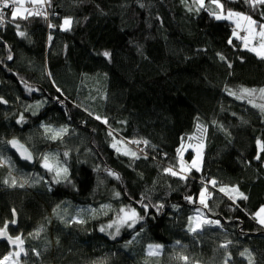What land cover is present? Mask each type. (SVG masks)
Returning a JSON list of instances; mask_svg holds the SVG:
<instances>
[{"label":"trees","instance_id":"obj_1","mask_svg":"<svg viewBox=\"0 0 264 264\" xmlns=\"http://www.w3.org/2000/svg\"><path fill=\"white\" fill-rule=\"evenodd\" d=\"M47 1L49 17L34 9L13 19L4 9L0 24V159L11 158L25 182L8 186L0 166V228L23 240L20 264H264V227L255 219L264 207V59L229 43L233 25L215 18L212 0ZM219 3L264 25V4ZM45 126L70 134L49 141ZM204 127L201 170L167 172ZM14 138L35 158L57 152L68 175L59 180L21 161ZM212 181L205 207L199 194ZM65 204L111 212L52 222ZM197 213L221 227L193 233ZM120 220L119 229L111 225ZM149 245L162 255L149 256ZM10 250L0 240V260Z\"/></svg>","mask_w":264,"mask_h":264},{"label":"rangeland","instance_id":"obj_2","mask_svg":"<svg viewBox=\"0 0 264 264\" xmlns=\"http://www.w3.org/2000/svg\"><path fill=\"white\" fill-rule=\"evenodd\" d=\"M30 2V0H24V4L21 7V14L22 16H24L27 11H25L26 9V5ZM50 3V2H49ZM221 5V3H219ZM218 11L214 14V16L216 15H223L226 16L228 14L229 11H224L223 7L220 8L217 6V4H215ZM6 9H11L12 8H6ZM4 10V9H3ZM233 13H241V12H236V11H231ZM242 16H232L229 19H217L219 21H228L229 23H231L233 25V32L234 30L238 33L239 37L243 36V37H247V46H245V41L241 38H237L235 36H233V32H232V36H231V42H236L237 44L241 45L243 49L249 50L255 54H257L258 52L264 54V49L260 48V43L264 42L261 41L260 36L258 35V33L260 32V29H258V27L256 26V24H252L249 20L242 18L243 16H247L248 15L241 13ZM252 20V19H251ZM72 21V20H71ZM253 21V20H252ZM237 23L239 24V27H237ZM63 25V24H62ZM72 26V23H71ZM70 26V28H71ZM68 28V29H70ZM63 29V28H62ZM64 30V29H63ZM247 30V31H246ZM255 48V51H252L250 49ZM260 56V55H258ZM261 57V56H260ZM46 129H51V131H46ZM62 128H57V127H44V137L49 140V141H59L62 140L64 137H66L67 135H69L70 133L68 131L61 133L59 136H56V133ZM200 130H202V128L200 127ZM206 133H207V127H204V130L202 132V134H200V136L195 137V136H190L188 139H186L181 146V151L179 152V167L178 169H175V172L179 173V175H181L182 177H185L192 169L196 170V171H200L202 168V163H203V158H204V154H205V148H206ZM56 137L55 139H53L52 137ZM199 153V155H198ZM44 156H48L49 160L48 163L51 166L50 171H52L56 178L59 180L64 179L67 175H68V168L66 167V165L63 163V161L60 159V156L57 152H49L47 151L46 153L40 154L37 158H35V162L38 164V166L44 167V160L43 157ZM190 157V159L188 158ZM0 160H6L8 161V163L3 164L1 167L6 168L7 171V185L10 187H16L18 185H22L24 184V180L22 178H20V176L15 172V162H13V160L9 157H3ZM193 160L197 161V167H190V165H192ZM183 167V170H181V168ZM47 169V168H46ZM64 169H67V171L65 172ZM57 172H59V175H57ZM13 180L15 181V185H13ZM215 185H213V183L211 182L209 184V186H204V188L202 189V191L199 194V201H201V193H204L203 199L204 202L206 204L207 199L209 197V194L211 192V188H214ZM225 192L229 193V195L232 196H239L237 192H233L231 191V189H225ZM201 203V202H200ZM111 212V206L110 205H102L98 208H93V207H81L78 206L76 208H74L72 205L70 204H65V205H61L60 207H58L52 214L51 217V221L52 222H58V223H69V222H81V218H79V214H88L90 217H94V218H102V217H107ZM127 217V214L124 216V218ZM255 219L257 221V223L264 227V225H261L258 221H259V217L255 216ZM203 221H213L210 218H207L205 216H203L201 213H197L194 217V224L193 227H197V231L193 232V233H198L201 232L204 226H214V227H221L220 223H204ZM111 224V223H110ZM108 225V222L105 223V226ZM112 226H114L116 229L120 228L121 226L124 225V221L120 220V221H116L113 222L111 224ZM134 226V225H132ZM104 229V226H103ZM41 229L39 231H37L36 236H39L41 233ZM155 246V245H153ZM22 248V246L17 247V248H13L10 250V253H13L12 256L9 257V259L7 261L4 262V264H20V257L22 256L23 252L20 251V249ZM164 248L161 246L159 249L153 248L151 249L152 254L150 255V249L148 246L147 249V254L151 257H159L162 255ZM16 253H19V255H16ZM244 257H246L247 260H252L251 259V253L250 252H246ZM185 262V260H184Z\"/></svg>","mask_w":264,"mask_h":264},{"label":"snow or ice","instance_id":"obj_3","mask_svg":"<svg viewBox=\"0 0 264 264\" xmlns=\"http://www.w3.org/2000/svg\"><path fill=\"white\" fill-rule=\"evenodd\" d=\"M30 2L31 3H43V2H45V0H30ZM196 2L199 3L201 5V7H203L204 0H196ZM246 2H249V3L253 4V5H255V4H264V0H246ZM212 3L217 4V6L220 7V8L223 7V5H220L219 4V0H212ZM23 4H24V0H0V24L3 23V17H4L3 9L10 8V7L12 8L11 15H12V18L13 19H16L17 17L27 18L26 16H22V14H21V7L23 6ZM25 11H27V9H25ZM28 14L29 15H32V14L40 15L41 13H39V12H36V13L29 12ZM234 15H236V16H242L241 13H233V12L229 11L226 16L216 15L215 18L216 19H229V18H231ZM242 18L249 20L252 24H255L256 23L255 21H252L251 20V17L243 16ZM71 23H72V21H71L70 18H65L64 21H63L62 28L64 30H68V28H70V26H71ZM16 26H17V28H19V25H16ZM50 27H51V25H50ZM237 27H239V24L238 23H237ZM259 27H260V32L258 33V35L260 36L261 41H264V25H260ZM19 35L24 36L25 33L24 32H20ZM233 36H235L237 38L243 39L245 41V46H247V37H243V38L242 37H239L238 33L235 30L233 32ZM49 39H51V37H49ZM229 43H231V41H229ZM259 46H260L261 49H264V42L260 43ZM250 50L255 51V48L250 49ZM103 55L107 57V56H110V53L104 52ZM257 55H260L261 58L264 59V54L258 52ZM8 58L9 59H12L11 56H9ZM221 59H224V57L221 56ZM255 91H256L255 89H243L242 90L243 93L249 94V95H251ZM260 92L262 94H264V89H260ZM229 94L235 95L234 93H231V92ZM237 98H240V97H237ZM0 102L6 103V101H3L2 98H0ZM22 119H23V117H21V120ZM97 119H99V117H97ZM19 122L20 121H18V123ZM46 131H51V129H46ZM66 131H67V129H60L56 133V136H59L61 133L66 132ZM52 138L55 139L56 137L54 136ZM8 143H10L13 147H16L18 149H22L23 148V146L22 145H19L18 144V141H16V140L9 141ZM145 143H147V142H145ZM257 144L260 146L261 151H264V143H261L260 141H257ZM113 147H115V144L113 145ZM180 151L181 150L178 149V152H180ZM26 152H27L26 149L23 150L21 152V155L25 159H29L30 160L31 159V154H26ZM125 154H127V153H125ZM66 155H67V153H65V156ZM132 155L135 156V153H132ZM198 155H199V153H198ZM256 158L259 159L260 158L259 155ZM43 160H44L43 166L45 168L49 169V170H52L50 164L48 163L49 157L48 156H44L43 157ZM6 163H8V161H6V160H0V166H2L3 164H6ZM190 167H197V161L196 160H193L192 165H190ZM181 170H183V167L181 168ZM64 171L66 172L67 169H64ZM166 171L169 172V173H171L172 175H177V173L175 171H173L172 168H168V169H166ZM57 175H59V172H57ZM5 183H7V181H5ZM212 183H213V185H215L216 182L215 181H212ZM13 185H15V181L14 180H13ZM221 191H225V189L224 188H221ZM231 191L237 192L238 195L241 198L247 199V197L244 196L243 193H240L238 191V189L233 188V189H231ZM203 196H204V193L202 192L201 193V201L200 202L202 204H204L205 207H207V205L204 202ZM188 199L191 200L190 197ZM121 211H124V210L121 209ZM136 215L137 214H136L135 210L132 209L131 210V216L129 218L133 220V223H135V219L134 218L136 217ZM256 216L259 217V221L258 222L261 225H264V207H262L259 210V212L256 213ZM189 219H190V222H191L194 218H189ZM203 222L204 223H217V224L219 223L218 221H215V222H213V221H203ZM12 223H15V221H12ZM110 226L111 225H109V227ZM131 226L132 225L130 224L129 227H131ZM6 229H7V224H5L4 228H0V236H6L7 235ZM103 230L104 229L102 228L101 231H103ZM189 230L195 232V231H197V227H190ZM37 235H38V233H37ZM9 240H11V242L13 244H16L17 242H19L20 244H23V240L19 236H17L15 238V240H12V238L9 237ZM160 247H161L160 245H155V246L149 245V249H150L149 254L150 255L152 254L151 249H153V248L159 249ZM224 247H227V245H224ZM20 251L23 252V249L21 248ZM12 255H13V253H9L7 256L3 257V260H0V264H4V262L7 261L9 259V257L12 256ZM16 255H19V253H16ZM241 255L243 256V255H245V253H241ZM183 259L185 261H187V257H183Z\"/></svg>","mask_w":264,"mask_h":264},{"label":"water","instance_id":"obj_4","mask_svg":"<svg viewBox=\"0 0 264 264\" xmlns=\"http://www.w3.org/2000/svg\"><path fill=\"white\" fill-rule=\"evenodd\" d=\"M12 140H16V141H18V144H19V145H22L23 148H22V149H18V148H16V147H13V146L9 143V146H10L11 151H12L15 155H17V157H18L21 161L26 162V163L29 164V165H33V164H35V156H34V154L32 153V151H31V150H30V149H29V148H28L23 142H21L19 139L14 138V139H12ZM12 140H11V141H12ZM25 149L27 150L26 154H31V159H30V160H29V159H25V158L21 155V152H22L23 150H25ZM14 216H15V220L17 221V214H15ZM6 232H7V230H6ZM9 237H11V236H10L9 233L7 232V235H6V236H0V240H1V241H5V242H7L9 246L20 244L19 242H17L16 244H13V243L11 242V240H9ZM11 238H12V240H15L13 237H11Z\"/></svg>","mask_w":264,"mask_h":264},{"label":"built area","instance_id":"obj_5","mask_svg":"<svg viewBox=\"0 0 264 264\" xmlns=\"http://www.w3.org/2000/svg\"><path fill=\"white\" fill-rule=\"evenodd\" d=\"M26 8L28 10H34L37 9L39 12H44L46 14L47 17H49L50 15V10H51V4L45 0V2H43L41 5L35 7L34 5H32L31 3H28L26 5ZM243 38V36H241Z\"/></svg>","mask_w":264,"mask_h":264},{"label":"flooded vegetation","instance_id":"obj_6","mask_svg":"<svg viewBox=\"0 0 264 264\" xmlns=\"http://www.w3.org/2000/svg\"><path fill=\"white\" fill-rule=\"evenodd\" d=\"M20 246H21V244H17V245L10 246V248L13 249V248H17V247H20Z\"/></svg>","mask_w":264,"mask_h":264},{"label":"crops","instance_id":"obj_7","mask_svg":"<svg viewBox=\"0 0 264 264\" xmlns=\"http://www.w3.org/2000/svg\"><path fill=\"white\" fill-rule=\"evenodd\" d=\"M33 4H39V3H33Z\"/></svg>","mask_w":264,"mask_h":264},{"label":"bare ground","instance_id":"obj_8","mask_svg":"<svg viewBox=\"0 0 264 264\" xmlns=\"http://www.w3.org/2000/svg\"><path fill=\"white\" fill-rule=\"evenodd\" d=\"M27 9V8H26ZM28 10V9H27Z\"/></svg>","mask_w":264,"mask_h":264}]
</instances>
